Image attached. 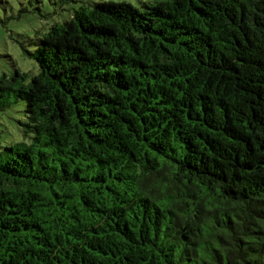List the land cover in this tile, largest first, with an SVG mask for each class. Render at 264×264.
Returning a JSON list of instances; mask_svg holds the SVG:
<instances>
[{
	"label": "trees",
	"instance_id": "16d2710c",
	"mask_svg": "<svg viewBox=\"0 0 264 264\" xmlns=\"http://www.w3.org/2000/svg\"><path fill=\"white\" fill-rule=\"evenodd\" d=\"M26 43L0 264H264V0L82 2Z\"/></svg>",
	"mask_w": 264,
	"mask_h": 264
},
{
	"label": "rangeland",
	"instance_id": "374dc122",
	"mask_svg": "<svg viewBox=\"0 0 264 264\" xmlns=\"http://www.w3.org/2000/svg\"><path fill=\"white\" fill-rule=\"evenodd\" d=\"M102 0H0V77L9 75L14 69L31 76L37 71L36 63L23 49V44L37 35H42L53 22L67 19L73 8L82 2ZM110 1V0H105ZM126 1L139 5L148 0ZM36 5L41 12L34 10ZM30 46V45H28ZM22 104H14L0 114V145L22 140L20 121L24 119Z\"/></svg>",
	"mask_w": 264,
	"mask_h": 264
}]
</instances>
